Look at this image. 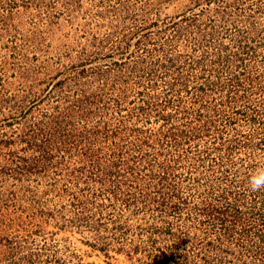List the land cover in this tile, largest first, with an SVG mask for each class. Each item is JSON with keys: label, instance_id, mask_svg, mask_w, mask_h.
<instances>
[{"label": "rangeland", "instance_id": "obj_1", "mask_svg": "<svg viewBox=\"0 0 264 264\" xmlns=\"http://www.w3.org/2000/svg\"><path fill=\"white\" fill-rule=\"evenodd\" d=\"M259 166L264 0H0V264H264Z\"/></svg>", "mask_w": 264, "mask_h": 264}, {"label": "clouds", "instance_id": "obj_2", "mask_svg": "<svg viewBox=\"0 0 264 264\" xmlns=\"http://www.w3.org/2000/svg\"><path fill=\"white\" fill-rule=\"evenodd\" d=\"M248 189L251 192L264 190V166L256 167L249 174Z\"/></svg>", "mask_w": 264, "mask_h": 264}, {"label": "trees", "instance_id": "obj_3", "mask_svg": "<svg viewBox=\"0 0 264 264\" xmlns=\"http://www.w3.org/2000/svg\"><path fill=\"white\" fill-rule=\"evenodd\" d=\"M219 61H220L219 63H221V64H223V63H227V62L229 61V58H228L227 56H223V55H221ZM206 81H207V80H206ZM205 85L207 86V83H205ZM206 86H205V87H206ZM205 87H203V88L200 89V92H201V93L205 92V90H206ZM114 173H115L114 170H113V171H110V172H109V175H112V174L114 175Z\"/></svg>", "mask_w": 264, "mask_h": 264}]
</instances>
